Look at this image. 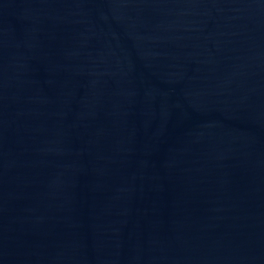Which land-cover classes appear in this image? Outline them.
<instances>
[{
    "label": "water",
    "instance_id": "water-1",
    "mask_svg": "<svg viewBox=\"0 0 264 264\" xmlns=\"http://www.w3.org/2000/svg\"><path fill=\"white\" fill-rule=\"evenodd\" d=\"M0 264H264V0H0Z\"/></svg>",
    "mask_w": 264,
    "mask_h": 264
}]
</instances>
